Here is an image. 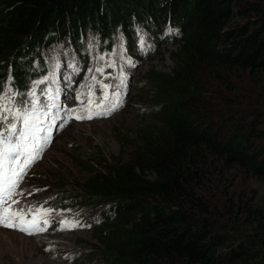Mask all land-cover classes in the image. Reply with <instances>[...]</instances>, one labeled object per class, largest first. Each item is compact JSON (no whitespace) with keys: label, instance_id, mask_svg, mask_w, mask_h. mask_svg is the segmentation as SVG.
I'll use <instances>...</instances> for the list:
<instances>
[{"label":"trees","instance_id":"obj_1","mask_svg":"<svg viewBox=\"0 0 264 264\" xmlns=\"http://www.w3.org/2000/svg\"><path fill=\"white\" fill-rule=\"evenodd\" d=\"M136 28L176 46L172 73L149 72L153 90L137 94L152 121L128 161L85 162L81 194L55 201L108 204L100 264H264V0H0V80L25 94L51 44L90 33L111 53ZM222 86L226 114L203 98Z\"/></svg>","mask_w":264,"mask_h":264},{"label":"rangeland","instance_id":"obj_2","mask_svg":"<svg viewBox=\"0 0 264 264\" xmlns=\"http://www.w3.org/2000/svg\"><path fill=\"white\" fill-rule=\"evenodd\" d=\"M175 48L174 44L164 42L156 45L153 38L145 36L140 48L144 54L135 51L132 59L127 53H118L108 71L110 79H105L101 58L93 52L65 64L57 47L48 49L44 53L50 85L47 122L57 125L60 134L23 178L14 200L21 202L23 208L44 209L45 205L40 203L58 192L77 198L81 190L76 191L71 185L88 177L82 167L85 162L91 164L95 173H103L117 159L128 161L137 144V129L152 121L151 96L142 97L145 102L139 103L137 94L153 90L146 79L149 72L172 73L171 54ZM243 80L244 77L236 82V88ZM224 91L228 90L223 86L210 88L203 98L211 108L222 109L226 114L227 109L220 105ZM89 114L91 119L86 118ZM76 116L85 118L76 119ZM76 160L82 163L78 165ZM49 173L56 174L59 182L48 179ZM253 182L262 194L261 183ZM69 204L75 208V201ZM84 204L87 206L83 207L82 216L70 208L54 213L51 216L54 221L45 233L29 236L0 227V239L10 243H0V264H100L102 244L93 224L96 219L89 222L87 217L98 215L106 206H91L87 201ZM12 232L16 234L11 235ZM40 235L45 237L42 240L45 245L49 243L48 250L36 240Z\"/></svg>","mask_w":264,"mask_h":264},{"label":"snow or ice","instance_id":"obj_3","mask_svg":"<svg viewBox=\"0 0 264 264\" xmlns=\"http://www.w3.org/2000/svg\"><path fill=\"white\" fill-rule=\"evenodd\" d=\"M117 106L118 103L113 104L109 111ZM43 107L45 110L41 111L39 102L33 99L30 109L13 110L5 107L4 113H0V125L4 128V131L0 132V226L18 229L29 235L42 229L38 228L35 220L30 226L25 227L24 213L12 207L17 203L12 198L18 194L16 190L19 184L49 142L47 135L51 127L47 122L49 105ZM86 118L91 119L92 115L89 114Z\"/></svg>","mask_w":264,"mask_h":264},{"label":"bare ground","instance_id":"obj_4","mask_svg":"<svg viewBox=\"0 0 264 264\" xmlns=\"http://www.w3.org/2000/svg\"><path fill=\"white\" fill-rule=\"evenodd\" d=\"M75 46H76V45H75ZM10 234H11V235H15L16 233H13V232H12V233H10ZM10 234H9V235H10ZM9 240L11 241L12 239L9 237ZM0 243H5L6 245H8L9 242H8V240H6V239H4V238H1V239H0ZM9 244H10V243H9ZM39 245H40V246H43L40 242H39ZM65 247L69 249L68 246H65ZM45 248L48 250L47 247H45Z\"/></svg>","mask_w":264,"mask_h":264}]
</instances>
